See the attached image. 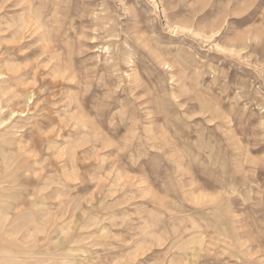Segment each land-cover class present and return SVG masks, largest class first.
Listing matches in <instances>:
<instances>
[{"label": "clouds", "instance_id": "9594fccd", "mask_svg": "<svg viewBox=\"0 0 264 264\" xmlns=\"http://www.w3.org/2000/svg\"><path fill=\"white\" fill-rule=\"evenodd\" d=\"M0 264H264V0H0Z\"/></svg>", "mask_w": 264, "mask_h": 264}]
</instances>
